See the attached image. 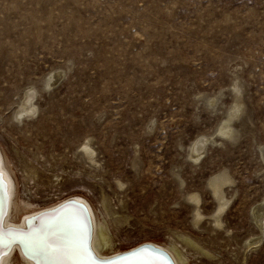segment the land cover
Returning a JSON list of instances; mask_svg holds the SVG:
<instances>
[{
    "label": "rangeland",
    "instance_id": "obj_1",
    "mask_svg": "<svg viewBox=\"0 0 264 264\" xmlns=\"http://www.w3.org/2000/svg\"><path fill=\"white\" fill-rule=\"evenodd\" d=\"M30 86L38 109L19 121ZM86 140L96 164L81 155ZM0 146L42 205L122 198L121 250L170 239L201 264H264V228L243 251L264 199V0H0ZM222 170L233 180L226 230L196 228L186 196L210 213L208 180Z\"/></svg>",
    "mask_w": 264,
    "mask_h": 264
},
{
    "label": "bare ground",
    "instance_id": "obj_2",
    "mask_svg": "<svg viewBox=\"0 0 264 264\" xmlns=\"http://www.w3.org/2000/svg\"><path fill=\"white\" fill-rule=\"evenodd\" d=\"M54 76L55 73L50 74L47 79L43 78L44 80L46 79L45 81H43L44 87L48 88L49 86L54 84ZM36 91L37 89L35 87L30 86L26 93L23 95L22 101L27 105H23L17 111L16 115L18 116L19 121L31 117L33 113H35V111L38 109L37 104L33 103V100H35L34 95ZM234 92L236 94L239 93L240 87L238 86ZM232 105L233 106L231 107V109L227 112V116H225V118L219 123L217 127V133L222 137L233 136L234 129L232 126V121L239 116L240 111L242 110V102L239 99H236L235 103ZM208 141L209 136L203 134L198 135L193 139L189 150L194 153L195 157H199L205 150L204 143L206 144ZM80 152L85 160L93 162L95 164L97 163L95 161V150L90 146L88 140L80 144ZM10 158L11 157H9L6 151L0 146V164H2L4 181L3 190H8L6 192L8 199L7 215L4 219V223H12L15 226L23 227L24 221L22 220L24 216L51 207L62 200L57 198L56 200H52V202L49 204H40L38 200L34 199L35 192H31V187L29 186V181L33 178V175L27 174L25 170H22L20 168L17 169L16 165ZM16 170L19 171V176L23 179L24 189L27 190L30 195L26 194V196L24 197L20 194L19 181L17 176L18 173H16ZM8 182L10 183L9 187ZM232 183L233 180L226 175L224 170L219 171L218 173L209 177L208 187L214 201V207L212 210H210V213H203L200 210L199 194L192 192L186 196L187 200L192 206L191 222L194 227L197 228L203 221L208 220L214 229H225V226L223 224V217L226 214L227 209L231 207L233 202V192L227 195L225 187L232 185ZM116 185L119 189H121L124 186V183L122 180L117 178ZM84 198L88 202L89 211L92 218L93 231L91 246L93 247L94 251L99 256H107L123 251L117 247V244L121 242L118 231L123 222L126 220L125 215L123 213L121 214L117 210V206L122 202V198H117V203L112 204L110 199L104 193H101V196L97 200L96 205L93 204L88 198ZM262 205H264V199L263 201H261V203L253 206V208L251 209L252 220L254 225L257 227L258 232L255 236L244 243L243 251L249 252L255 250L258 244L262 241L261 233L264 228V207H262ZM158 244H160L166 251H168L175 264H201L192 253H189L186 251V249H183L181 244L175 240L169 239ZM206 254H208V252H206ZM2 260L4 264H31V262L22 257L20 251L16 248H14L9 255L3 256Z\"/></svg>",
    "mask_w": 264,
    "mask_h": 264
},
{
    "label": "snow or ice",
    "instance_id": "obj_3",
    "mask_svg": "<svg viewBox=\"0 0 264 264\" xmlns=\"http://www.w3.org/2000/svg\"><path fill=\"white\" fill-rule=\"evenodd\" d=\"M4 188L0 164V191ZM38 226L5 227L0 222V252L19 245L35 264H117V260H99L91 247L92 222L87 207L78 201H68L57 209L48 210ZM122 264H173L162 250L146 254L144 248L128 254ZM0 264H4L0 258Z\"/></svg>",
    "mask_w": 264,
    "mask_h": 264
},
{
    "label": "water",
    "instance_id": "obj_4",
    "mask_svg": "<svg viewBox=\"0 0 264 264\" xmlns=\"http://www.w3.org/2000/svg\"><path fill=\"white\" fill-rule=\"evenodd\" d=\"M9 183V182H8ZM7 183V185H8ZM10 186V183L8 185V187ZM4 189V188H3ZM8 190L4 191H0V222L3 223V225L5 227H13V228H27L28 225L31 223L35 226H38L40 223H41V220L42 219H50V217H42L41 215L39 214H44L46 213L48 210H52V209H57L58 206H62V205H65L66 202L68 201H78V202H81L83 203L87 209H88V213L91 217V213L89 211V206H88V202L87 200L81 196V195H72V196H69L68 198H65L63 199L62 201L56 203L55 205L51 206V207H48V208H45V209H42V210H39V211H36L34 213H30V214H27L26 216L23 217V220L24 221V226L23 227H18V226H15L13 225L12 223H7L5 224L4 223V219L7 215V195H6V192ZM91 222H92V218H91ZM92 231H93V226H92ZM91 242H92V236H91ZM18 248H17V247ZM92 247V246H91ZM16 248L20 251L22 257H24L26 260H28L29 262H31V264H35V261L31 260L20 248L19 245H14L12 248L10 249H4L2 250V252H0V258H2L3 256H6V255H9L11 253V251ZM140 248H144L146 250V254H154V250L155 249H159V250H162V253L167 257L169 258L173 264H175L173 258L171 257V255L168 253V251H166L164 249V247H162L160 244L158 243H155V242H151V241H146V242H142L132 248H129V249H126V250H123V251H120V252H117V253H114V254H111V255H107V256H99L93 249L92 247V251L94 252L95 256L99 259V260H109V259H113V260H117V264H122V261L124 259H132L133 257H130L128 254L131 253L133 250L135 249H140Z\"/></svg>",
    "mask_w": 264,
    "mask_h": 264
}]
</instances>
